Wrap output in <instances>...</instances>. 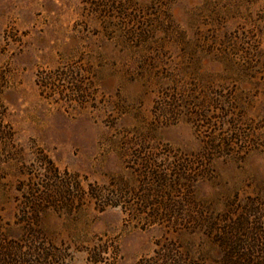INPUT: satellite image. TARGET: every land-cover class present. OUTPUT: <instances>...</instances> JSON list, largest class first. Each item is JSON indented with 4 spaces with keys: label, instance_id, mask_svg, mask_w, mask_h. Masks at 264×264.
Returning <instances> with one entry per match:
<instances>
[{
    "label": "rangeland",
    "instance_id": "obj_1",
    "mask_svg": "<svg viewBox=\"0 0 264 264\" xmlns=\"http://www.w3.org/2000/svg\"><path fill=\"white\" fill-rule=\"evenodd\" d=\"M62 68L83 90L43 96L38 75ZM1 112L14 142L0 134V234L23 237L37 215L62 264H161L167 244L222 264L230 249L208 224L260 207L264 231V0H0ZM49 158L85 186L122 179L133 192L145 159L201 170L167 196L174 221L148 224L133 196L127 209L86 197L38 213L34 179Z\"/></svg>",
    "mask_w": 264,
    "mask_h": 264
},
{
    "label": "trees",
    "instance_id": "obj_2",
    "mask_svg": "<svg viewBox=\"0 0 264 264\" xmlns=\"http://www.w3.org/2000/svg\"><path fill=\"white\" fill-rule=\"evenodd\" d=\"M51 73L38 75V85L43 96L52 97V93H57L60 90L65 92V94L68 93L70 100H72L73 97L71 95L74 96V94H78L83 90L82 82L74 76L72 69L62 68L58 69L57 73ZM181 95L179 94L175 99L170 98L169 107L175 109L176 103L188 97H180ZM173 108L172 110H174ZM1 114L3 113L1 112ZM196 114L200 120L207 119L206 114L198 112ZM6 127L7 125L0 117V134H3L4 140L12 144L14 142L12 130L8 133L7 129H5ZM236 139L241 140L242 137H237ZM209 141L210 149H213V146L214 148L221 146L219 143L214 144L213 142L215 141H212V139ZM212 154L214 153L212 152ZM141 160L143 162L144 159ZM181 160L176 161L178 168L171 167L169 169L168 167L159 171L155 168L154 160L145 159V169L140 175L142 176L140 185L137 191L133 192L125 187V182L122 179H120L119 184L113 182L108 184L88 182L85 186L78 175L69 174L68 171L62 172L49 158L48 161H44V172H35H38L35 175L38 181L35 183L34 179V184H37L39 196L34 203L38 213L40 207H43L45 203L53 205L70 201V205H72L77 200V202L81 201L83 204V200L86 197L91 199L99 210H104L107 206H122L127 209L129 202L127 198L133 196L136 204L135 209L138 211L137 215L145 213L146 209L151 210L147 213V217H144L147 219L148 224L174 221V216L170 212L171 208H169L167 203V196L185 190L189 186L188 183H191L201 170V168L191 165L199 164L197 161L187 160L186 158H181ZM41 162L43 163V159ZM203 170H205V167ZM182 206L184 205L182 204ZM26 213L28 214L30 211H26ZM190 215V213L183 215L181 220L188 221L187 218ZM236 215L237 219L235 218L233 221L229 219L230 222L223 225L222 229L216 222L208 224L211 233L219 236L214 242L230 249L222 264H264V248L259 247V244L264 241V231L260 225L263 222L262 209L258 207L241 211V213ZM254 218L255 221H253ZM22 222L26 229V235L23 237L9 239L5 235L0 234V264H62V262H59L61 259L56 251L57 247L52 244L47 245L48 242L44 239L42 231L35 229V226H38V216L36 215L34 219L32 214H28L22 219ZM188 223L190 226L191 221H188ZM245 241H247L248 247L241 246V242L245 243ZM169 245L167 244L163 248L165 253L160 256V259L164 263L161 264H192L183 260L185 259L184 257H177L173 252L170 253L173 248ZM254 257L256 258L254 259ZM92 261L95 264L105 262L104 259L100 258H92ZM181 261L184 262L182 263Z\"/></svg>",
    "mask_w": 264,
    "mask_h": 264
}]
</instances>
